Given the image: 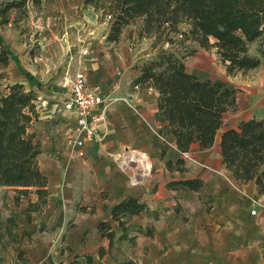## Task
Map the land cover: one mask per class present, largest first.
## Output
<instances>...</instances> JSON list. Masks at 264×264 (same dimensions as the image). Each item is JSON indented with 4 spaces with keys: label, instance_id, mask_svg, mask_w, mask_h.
<instances>
[{
    "label": "crops",
    "instance_id": "0c3cea01",
    "mask_svg": "<svg viewBox=\"0 0 264 264\" xmlns=\"http://www.w3.org/2000/svg\"><path fill=\"white\" fill-rule=\"evenodd\" d=\"M29 5L33 10L31 1L27 7ZM40 7V17L34 10L32 12L36 17L35 22L42 26H35L50 31L53 45L55 41L59 49L58 62H53L50 57L53 45L48 46L49 41L44 37L39 39V44H45V47H40L41 51L28 54L24 51L26 43L21 42L24 52L14 54L12 44L5 37L8 32L4 27L14 28V35L20 41L22 34L13 27L12 17L0 22V37L4 40L0 41L8 46L9 60L11 58L14 63L17 58L21 59L18 61L20 74L12 70L9 61L5 66L7 84L19 82L27 89H35L38 94L36 106L39 120L33 123L31 130L40 140L38 165L47 179V206L41 214L48 216L53 213V222L62 226L71 216L69 214L74 213L78 224L66 231L77 237L91 229L97 232V225L101 221L111 223V206L126 196L138 198L147 207L139 214L132 215L126 223L129 226L135 218L156 216L162 209L171 207L173 197L183 202L182 199L187 198L186 206L182 204L186 209L193 198L197 199V194L203 197L204 194L214 195L231 190L240 201L241 222L245 226L253 224L254 217L245 208L250 200H263L264 194L257 193L253 181L237 182L232 172L224 167L220 136L226 128L236 127L239 121L255 118L264 122V60L256 69L233 76L227 75L223 66L221 74L214 78L224 80L236 90L235 107L224 114L223 126L216 133L213 146L201 148L193 144L189 151L181 153L168 133L169 125L158 111L156 89L131 85L138 70L134 69L137 58L131 57L128 52V40V44L121 45L120 51H117L115 47L120 41L111 43L106 40L109 22L106 19V22L99 21L94 8L84 6L83 0H41ZM85 43H91L89 54L88 51L82 53ZM253 48L251 52L257 53ZM101 50L103 59L99 60ZM214 59L218 60L216 53ZM112 60L115 61L113 64ZM117 66H127L128 72L123 74ZM76 70L84 72L86 83L100 85L102 97L117 98L106 111L100 130L101 139L87 143L84 155L79 157L69 143L75 121L62 106L67 88L64 74H72ZM189 71L201 79L207 78L199 75L195 69ZM58 73L61 75L55 78ZM28 76L32 77L31 82ZM3 86L6 87V84ZM6 91L5 88L3 93ZM159 130L165 135L160 134ZM129 157L133 160H129ZM178 160H182V163L178 164ZM193 178L201 180L202 186L198 191L168 186L171 181ZM32 197L30 200L34 201L36 196L32 194ZM176 207L180 209L176 211ZM172 210L174 214H179L182 208L176 205ZM194 212L201 220L205 219L202 206L196 207ZM205 212L208 213L209 209L205 208ZM143 222L142 225H152L147 219Z\"/></svg>",
    "mask_w": 264,
    "mask_h": 264
},
{
    "label": "trees",
    "instance_id": "16d2710c",
    "mask_svg": "<svg viewBox=\"0 0 264 264\" xmlns=\"http://www.w3.org/2000/svg\"><path fill=\"white\" fill-rule=\"evenodd\" d=\"M28 1L5 3L0 8V22L7 21L8 10L19 9ZM31 2L33 7H40L41 0ZM83 4L94 8L99 21L110 15L108 42H119L126 30L129 40L162 34L167 47L134 64L138 74L131 85L156 89L158 111L169 125L168 133L179 152L189 151L193 144L201 148L213 146L224 114L235 107L236 90L222 79H201L191 73L185 60L193 50L185 42L214 49L227 75L256 69L264 60V0H83ZM253 43L255 54L250 48ZM10 56L8 46L0 41V64L7 65ZM28 81H32L31 76ZM6 90L0 94V186L35 194L36 199L28 201L25 212L30 222L33 213L43 212L48 196L47 179L40 172L37 159L40 140L31 130L39 120L38 94L19 82L6 84ZM159 133L165 135L162 130ZM220 138L224 167L237 182L253 181L257 193L264 194V122L255 118L239 121L236 127L223 130ZM168 186L198 191L202 184L193 178L171 181ZM15 201L19 202V196ZM146 208L145 202L126 196L111 206L110 217L125 231L132 215ZM179 209L176 207V211ZM97 232L107 238L112 249L116 236L113 226L101 221ZM104 253V248H100L99 256ZM84 260L92 264L90 255L85 254Z\"/></svg>",
    "mask_w": 264,
    "mask_h": 264
},
{
    "label": "rangeland",
    "instance_id": "374dc122",
    "mask_svg": "<svg viewBox=\"0 0 264 264\" xmlns=\"http://www.w3.org/2000/svg\"><path fill=\"white\" fill-rule=\"evenodd\" d=\"M9 1L0 0V8ZM28 3L19 9L11 8L6 13L7 18H13V27L22 34L20 41L14 35V28L4 27L8 32L5 37L12 44L14 54L19 51H27L28 54L41 51L40 47H45L44 42L39 44L41 37L49 41L48 46L53 45L50 31L45 30V27L40 30L35 26L42 25L35 22L36 17L32 11L40 17L41 7H33L31 10L30 5L27 7ZM37 22L41 23L39 20ZM127 32L128 30L121 36L120 43L115 48L120 51L121 45L129 43L128 52L137 61L150 57L161 47H167L163 44L162 34L150 39L129 40ZM176 38L180 40V36ZM0 40L3 39L0 37ZM21 42L26 43L24 51ZM185 45L193 50V54L185 60L189 70L195 69L204 78H214L221 74L223 65L214 59V49H204L197 42L187 41ZM83 47L89 54L91 43H85ZM253 47L255 44L251 45L252 50ZM46 50L47 48L42 53ZM50 54L53 62L60 60L55 41ZM101 55L102 50L99 60L103 59ZM20 60L17 58L13 63L10 58L8 63L12 64V70L16 74H20ZM114 62L112 60V64ZM5 66L7 65L0 64V94L6 88L3 85L7 84L8 79ZM118 68L123 74L128 72L127 66ZM60 75L58 73L55 78ZM230 191L204 194L203 197L197 194V199L193 198L192 204L186 209H183L182 204L186 206L187 198H183V202L180 198L173 197L174 204L171 207L162 209L156 216L135 218L125 231L111 221L116 236L112 249H109L107 238L95 230L85 231L77 237L66 231L78 224L74 213L69 214L71 216L62 226L53 222V213L48 216L33 213L29 222L25 212L34 193L25 194L14 188L0 186V264H86L85 254L92 257V264H264V199L249 201L245 209L254 217V223L245 226L241 222L242 213L238 206L240 201ZM17 196L19 202L16 203ZM176 205L182 208L179 214H174L172 210ZM199 206L203 208L204 220L194 212ZM205 208L209 209L208 213ZM252 210L256 213H252ZM146 219L151 222V227L142 225ZM120 236L122 240L119 239ZM233 238L238 239L233 241ZM100 248H104L103 256H99Z\"/></svg>",
    "mask_w": 264,
    "mask_h": 264
},
{
    "label": "built area",
    "instance_id": "2783aa9c",
    "mask_svg": "<svg viewBox=\"0 0 264 264\" xmlns=\"http://www.w3.org/2000/svg\"><path fill=\"white\" fill-rule=\"evenodd\" d=\"M105 19L109 20L110 15ZM86 52L84 49L82 53ZM64 80L67 88L63 94V110L70 113L75 121L69 143L75 149V155L79 157L84 155V146L87 143L101 139L100 130L106 111L117 98L102 97L100 85L86 83L82 70H76L72 74L65 73ZM129 160H133L132 157H129ZM251 212L256 213L255 210Z\"/></svg>",
    "mask_w": 264,
    "mask_h": 264
}]
</instances>
